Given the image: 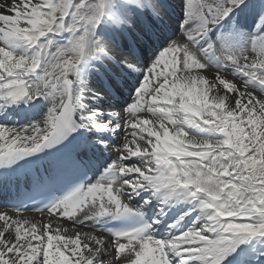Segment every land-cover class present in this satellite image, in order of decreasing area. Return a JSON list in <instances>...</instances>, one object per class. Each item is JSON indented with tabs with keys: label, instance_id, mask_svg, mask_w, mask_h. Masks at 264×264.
Masks as SVG:
<instances>
[{
	"label": "snow or ice",
	"instance_id": "obj_1",
	"mask_svg": "<svg viewBox=\"0 0 264 264\" xmlns=\"http://www.w3.org/2000/svg\"><path fill=\"white\" fill-rule=\"evenodd\" d=\"M43 157L0 264H264V0H0V187Z\"/></svg>",
	"mask_w": 264,
	"mask_h": 264
},
{
	"label": "bare ground",
	"instance_id": "obj_2",
	"mask_svg": "<svg viewBox=\"0 0 264 264\" xmlns=\"http://www.w3.org/2000/svg\"><path fill=\"white\" fill-rule=\"evenodd\" d=\"M147 55V54H146ZM213 70H210V72H212ZM127 94L126 93H122V94H118L117 98L115 100L112 101L113 104H115L117 107H119L123 101L126 99ZM2 187H0L1 189ZM47 212L44 213H30V212H23V215L34 218L35 220H41L42 218H44L45 216H42L44 214H46Z\"/></svg>",
	"mask_w": 264,
	"mask_h": 264
},
{
	"label": "rangeland",
	"instance_id": "obj_3",
	"mask_svg": "<svg viewBox=\"0 0 264 264\" xmlns=\"http://www.w3.org/2000/svg\"><path fill=\"white\" fill-rule=\"evenodd\" d=\"M210 70H213V71H215V69H214V68H212V69H210ZM42 216H45V217H46V216H47V213H46V214H44V215H42Z\"/></svg>",
	"mask_w": 264,
	"mask_h": 264
}]
</instances>
